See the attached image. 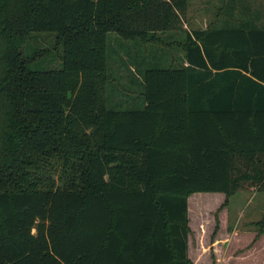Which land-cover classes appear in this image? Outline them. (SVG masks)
<instances>
[{
	"label": "trees",
	"instance_id": "obj_1",
	"mask_svg": "<svg viewBox=\"0 0 264 264\" xmlns=\"http://www.w3.org/2000/svg\"><path fill=\"white\" fill-rule=\"evenodd\" d=\"M188 1L0 0V264H191L190 195L264 193L262 13L219 0L186 30ZM176 31L138 108H107L108 34ZM34 33L60 69H32Z\"/></svg>",
	"mask_w": 264,
	"mask_h": 264
},
{
	"label": "rangeland",
	"instance_id": "obj_2",
	"mask_svg": "<svg viewBox=\"0 0 264 264\" xmlns=\"http://www.w3.org/2000/svg\"><path fill=\"white\" fill-rule=\"evenodd\" d=\"M241 5L246 3L255 12L263 13L264 0H240ZM215 4L220 5L219 0H189L186 10V18L183 28L186 30L205 29L208 24L214 21ZM263 16V15H262ZM183 32H163L158 34L160 41L140 44L136 40H123L112 33L107 37V75L108 80L105 89V100L107 108L117 110H130L138 108L140 93V74L142 69L138 62L142 58L152 54L169 55L181 59L182 52L175 48H168L166 43L180 40ZM53 36L47 33H34L31 35L22 48L25 57L35 59L32 69L38 71L60 69L61 62L57 57V50L53 48ZM146 59V58H145ZM147 60V59H146ZM56 175L51 177L56 181ZM255 191L238 192L229 199L227 206L218 207L224 195L216 194H194L189 197L191 226L194 229L193 235L188 240L189 257L192 264H212L216 259L214 252L218 255L225 254L227 250L242 253L251 247V240L239 236H233V243L220 242L212 248V235L214 230V218L219 220V229L224 234L232 228H238L240 233L256 231L254 223L264 219V193L251 195ZM251 195V196H250ZM220 221L222 222L220 224ZM256 222V223H257ZM227 229V230H226ZM232 233V232H230ZM233 234V233H232ZM231 234V235H232ZM224 243V244H222ZM217 251V252H216ZM238 262L237 257L232 264Z\"/></svg>",
	"mask_w": 264,
	"mask_h": 264
},
{
	"label": "crops",
	"instance_id": "obj_3",
	"mask_svg": "<svg viewBox=\"0 0 264 264\" xmlns=\"http://www.w3.org/2000/svg\"><path fill=\"white\" fill-rule=\"evenodd\" d=\"M262 15H263V22H264V5H263ZM168 61L173 62V58L168 57ZM258 193H260V192L255 191V192L251 193V195H257ZM196 194H216V193H195V195ZM220 194H222V193H220ZM192 195H194V194H192ZM192 195H190V196H192ZM189 197L187 198V218H188V227L190 228V234L188 235V239H187V256H188V259L190 260L189 250H188V240L193 235L194 229L191 226V219H190V214H189L190 213V204H191L188 200ZM224 198L221 201L222 204H223ZM222 204L218 207L219 211L221 210L220 207L222 206ZM256 222L254 223L256 231L249 232V230L246 229L247 230L246 232H243V234L242 233L239 234L240 231L238 230V228H232L229 230V232L227 231L223 236V234L221 232L222 228L219 229V226H220L219 220L217 217H215L214 218L215 226H214L213 235H212L213 240H212V243L210 244V246L212 248L216 249L215 246H218L220 251H222L223 247L220 248V246H221V245H219L220 242H225L226 244H228V242L233 243V236H236V238H235L236 240L238 239L239 236H242V238L248 239V241L251 240V247L247 248L242 253L240 252L237 254L235 253V251H233V253H232L229 250H227L225 254H220V255H218L217 253L214 252V256L216 259L214 260V263H212V264H232L231 261L234 260V258H236V257L238 259V262L236 261L234 264H264V226L260 228L259 226L256 225ZM221 223L222 222L220 221V224ZM230 232H232L233 234ZM222 244H224V243H222ZM190 262L192 264L191 260H190Z\"/></svg>",
	"mask_w": 264,
	"mask_h": 264
},
{
	"label": "water",
	"instance_id": "obj_4",
	"mask_svg": "<svg viewBox=\"0 0 264 264\" xmlns=\"http://www.w3.org/2000/svg\"><path fill=\"white\" fill-rule=\"evenodd\" d=\"M68 97H70V94H68Z\"/></svg>",
	"mask_w": 264,
	"mask_h": 264
}]
</instances>
